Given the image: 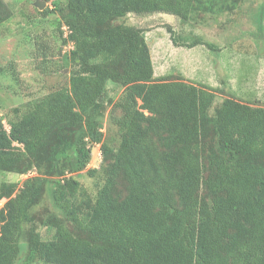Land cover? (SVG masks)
Wrapping results in <instances>:
<instances>
[{
    "label": "trees",
    "instance_id": "trees-1",
    "mask_svg": "<svg viewBox=\"0 0 264 264\" xmlns=\"http://www.w3.org/2000/svg\"><path fill=\"white\" fill-rule=\"evenodd\" d=\"M239 2L67 0L69 79L14 108L9 129L0 113V171H37L15 193L0 184V264L17 263L22 241L19 264H264V106L234 96L217 104L211 85L156 77L145 29L116 21L196 20ZM110 83L123 88L108 115L112 139L102 130ZM99 143L103 164L87 169ZM84 170L94 190L77 177ZM45 194L52 237L33 214Z\"/></svg>",
    "mask_w": 264,
    "mask_h": 264
},
{
    "label": "rangeland",
    "instance_id": "rangeland-1",
    "mask_svg": "<svg viewBox=\"0 0 264 264\" xmlns=\"http://www.w3.org/2000/svg\"><path fill=\"white\" fill-rule=\"evenodd\" d=\"M3 1L7 15L0 25V113L9 129L8 118L15 115L14 108L24 110L29 101L40 99L67 82L75 65L66 61L74 44L63 41L68 28L61 22L59 11L67 0H40L45 3L43 8L36 5L37 0ZM263 5L264 0H240L233 10L202 13L189 21L169 13H129L116 21L145 29L156 77L180 74L186 80L211 85L219 90L217 104L234 96L264 106V18H260ZM122 92V87L109 84L102 128L109 139L116 134L109 126L108 115ZM100 146L101 143L91 145L92 158L87 169L101 168ZM36 173V169L26 174L0 171V184L14 183L15 193L27 177ZM77 177L94 190V176L84 170ZM6 200L0 197V208ZM48 209L55 207L45 194L33 214L39 231L52 237L53 231L42 223ZM27 252V243L22 241L16 264L23 261ZM35 264L47 263L39 260Z\"/></svg>",
    "mask_w": 264,
    "mask_h": 264
},
{
    "label": "water",
    "instance_id": "water-1",
    "mask_svg": "<svg viewBox=\"0 0 264 264\" xmlns=\"http://www.w3.org/2000/svg\"><path fill=\"white\" fill-rule=\"evenodd\" d=\"M36 5L39 6V8H43L45 3L41 2L40 0H37Z\"/></svg>",
    "mask_w": 264,
    "mask_h": 264
}]
</instances>
